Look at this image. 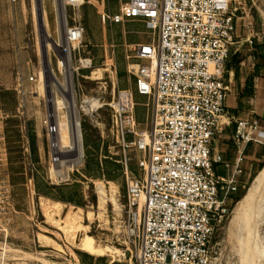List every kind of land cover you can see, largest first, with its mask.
<instances>
[{
	"label": "rangeland",
	"instance_id": "rangeland-1",
	"mask_svg": "<svg viewBox=\"0 0 264 264\" xmlns=\"http://www.w3.org/2000/svg\"><path fill=\"white\" fill-rule=\"evenodd\" d=\"M126 1L99 0L96 4L85 3L77 9L68 8L69 19L76 16L86 30L77 56L91 58L93 68L92 71H83L89 77L73 74L83 131V161L75 168L64 163L59 167L60 170L65 169L60 176L54 174L52 168L67 161L68 157L50 149L51 136L45 120L55 114L56 122L54 120L53 123L56 124L61 116L55 100L57 97L67 98L49 74L50 87H45L42 92L38 85L41 70L46 73L49 69V55L52 58L50 68L59 79L64 80V74L57 68L56 58V55L60 56L59 45L63 46L64 42L59 17L61 1L42 0V5L37 6V0H0V136H5L7 145V155L3 154L4 151L0 152V264H43L38 261L39 257L60 264L136 263L135 250L129 249L125 233L127 173L124 153L109 134V110L105 107L96 116L81 110L82 99L87 96L101 95L109 102L120 90L135 89V75L129 67L134 61L133 48L135 44L146 41L150 32L139 20H126L119 24L111 22L108 15L118 13ZM234 6L238 8L239 17L237 42L232 46L225 75L231 92H236L242 70L246 73L253 61L256 71L251 74L260 73L264 77V0H234ZM34 7L39 12L38 20ZM45 21L49 22L48 31ZM61 51L64 52L65 48L62 47ZM98 68L104 69L103 79H93L92 73ZM232 69H236L233 71L237 75L230 82L229 71ZM31 76H36V80H31ZM44 84H47L46 79ZM230 98H233L232 95ZM135 100L140 128L151 129L153 100L138 94ZM66 110L63 108L64 114ZM235 113L239 115L237 110ZM142 157L143 152L135 148L128 151L131 175L142 173L138 165ZM248 157L251 176L247 179V187L234 198L229 215L217 229L213 264H247L242 252L247 231L245 222H235L236 209L241 206L240 202L245 201L264 169V145L250 146ZM100 182L106 186L107 203L104 204H101ZM263 199L264 190H261L256 206ZM46 201L49 205H54L52 201L64 204L63 211L54 206L60 213H55L58 219L67 220V215L71 213L81 215L82 219L78 221L87 228L77 232L75 242L46 218V210L43 209ZM257 209L252 223L264 248V210L258 216ZM88 212L93 213L92 218L88 217ZM86 232L100 243L118 248L123 254L99 257L82 251L79 243ZM40 233L55 240L54 243L52 241L54 245H45L39 238ZM58 244L65 252L57 250ZM7 245L22 250L23 255L16 252L7 254ZM26 254L31 255L30 258Z\"/></svg>",
	"mask_w": 264,
	"mask_h": 264
},
{
	"label": "built area",
	"instance_id": "built-area-1",
	"mask_svg": "<svg viewBox=\"0 0 264 264\" xmlns=\"http://www.w3.org/2000/svg\"><path fill=\"white\" fill-rule=\"evenodd\" d=\"M63 1L73 74L89 77L83 71H92L93 60L77 56L85 26L76 16L69 19L68 8L99 0ZM237 10L234 0H127L118 13L108 15L114 24L139 20L150 32L133 48L129 67L135 89L120 90L109 102L101 95L81 102V110L91 116L107 107L109 134L124 153L125 233L135 264H213L217 229L251 176L247 148L264 145L259 118L229 114L231 89L225 75L237 42ZM61 57L56 55L63 73L67 61ZM137 94L153 100L151 129L140 128ZM234 123L237 155L230 160L214 150V142ZM45 125L50 149L56 151L57 125L51 117ZM132 148L143 152L139 176L129 173ZM3 151L6 156V139L0 136Z\"/></svg>",
	"mask_w": 264,
	"mask_h": 264
},
{
	"label": "bare ground",
	"instance_id": "bare-ground-1",
	"mask_svg": "<svg viewBox=\"0 0 264 264\" xmlns=\"http://www.w3.org/2000/svg\"><path fill=\"white\" fill-rule=\"evenodd\" d=\"M60 1H61L59 3V5H60V7H59L60 27L62 29L63 36H64V22H65V15H66L65 14V8H64L65 5H64L63 0H60ZM34 14H35L36 19L38 20L39 12L37 11L36 7H34ZM48 23L45 21V27H46L47 31H48ZM41 25H42V21H41ZM62 47L65 48L64 52L61 51ZM48 50L49 51L52 50L50 45L48 47ZM58 51L61 52L60 53L62 56L61 58H64L67 61L65 64V69H63L64 80L59 79L56 76V73H54V70L52 68H50L52 58L49 55V57L47 56V63L49 64V69H47L46 73L43 70H41V72H40V75H41L40 84L41 85L39 84L38 87L40 86L41 91L44 90L45 87L46 88L50 87V85L48 84V74H49L53 78V81L55 82L56 86L62 91V93L67 98L64 100V99H62V97L61 98L57 97L55 100V106L59 112V116H61L60 119H57V123H56V125H57V137L59 138V142H60V147L57 149V151L59 153L65 155L66 157H68L67 161H63L61 163H58L57 165H55L52 168L54 174H58L61 176L65 169L63 167L62 170L63 169L64 170L62 171L59 169V167H61L64 163H69L71 168L72 167L75 168V166L82 164V161H83V143H82L83 131L81 129V123L79 120V115H78V110H77V98H76V94L74 92V87H73L74 76H73L72 62L70 59V46L66 42L65 38H64L63 46L59 45ZM92 74H93V79H103L104 78V69L103 68L95 69ZM231 75L232 76L234 75L233 70H231ZM45 79L47 81V84L43 85V80L45 81ZM67 96H69V97H67ZM50 102L52 103V100ZM53 103H54V100H53ZM63 108L67 109L65 111L66 114H64V112L62 111ZM55 117H56L55 114H51L52 121L55 120V122H56ZM54 137H56V136L54 135ZM68 170H66V171H68ZM69 177H70V175H69ZM98 186H99V193L101 195V200H103V203H101V204H104V202L106 200L105 198L107 196L106 186L102 182H100L98 184ZM263 187H264V169H263L260 177L256 181L254 187L250 190L249 194L246 196L245 201L240 202L241 206H239L236 209L235 222H239V223L245 222V229L247 231V238H246L245 243H243L244 247H243V251H242L244 253V255L246 256L247 264H264V248H263L262 244L260 243V239L258 237V231L254 230V228H253L254 226L252 223L253 214L255 212H257L256 209L258 207H259V209H257V210H259L258 216L259 215L261 216V213L263 214L264 199L260 202L259 206H256V205H258L257 200H258V197L260 195V192H261V190L262 191L264 190ZM261 196L263 197V195H261ZM113 198H114V196H113ZM46 202H47V204L44 203L46 205H45V207H43V209L45 208V210H46V218L48 217L47 219L52 224L57 225L59 230H62L64 232L63 234H65L67 238H69L72 242H75V240L77 238V232L80 230H85L87 228L86 225H84L78 221L79 219H82L81 215L72 214L70 212L71 214L67 215L68 217L66 216L67 220L65 218L64 219H58V217L56 218L55 213H59V212H56L57 210H55L54 206H56L58 210H62L64 208V204H62L61 202H58V201L57 202L52 201L54 203V205H49L50 203L48 204V201H46ZM105 203H107V201ZM102 209L103 208H101V210ZM92 215H93L92 212H88L89 218H92ZM255 216H256V214H255ZM241 229H243L242 226H241ZM39 238L47 246L51 245L52 241H53V243L55 241V240L51 239L48 235L41 234V233L39 234ZM53 245H51V246H53ZM57 246H58L57 250L59 249L62 252L64 251V248L61 245L58 244ZM79 248L84 252H87L91 255H96L99 257H103V256H107V255H116L118 253L123 254L121 250H119L118 248H116L114 246L104 245V244L100 243L93 235H91L87 232L84 233V235H83V237L79 243ZM5 252L6 253L7 252H12V253L16 252L17 254L22 253V255H23L22 250L12 248L8 245L5 248ZM7 254H11V253H7ZM26 256L30 258L31 255L28 256V254H26ZM18 257H20V256H18ZM23 258L24 257H22L21 259H23ZM38 261H40L43 264H60L59 262L51 261V260H48V259L43 258V257H39Z\"/></svg>",
	"mask_w": 264,
	"mask_h": 264
},
{
	"label": "crops",
	"instance_id": "crops-1",
	"mask_svg": "<svg viewBox=\"0 0 264 264\" xmlns=\"http://www.w3.org/2000/svg\"><path fill=\"white\" fill-rule=\"evenodd\" d=\"M252 58H250V60ZM255 67L256 63L253 61L246 73L242 70L236 92H231L229 95L228 109L229 114L235 118H259L264 127V77H261L262 75L260 73L259 75L251 74L256 71ZM229 73V81H234L237 75L236 72H234L233 76L231 75V70ZM231 95L233 98H230ZM236 110L239 115L235 113ZM234 128L235 124L227 127L225 132L214 142V150L220 152L226 159L230 160H234L237 155V147L233 140ZM252 145L254 144H250L247 148V167L251 165L249 162L248 150Z\"/></svg>",
	"mask_w": 264,
	"mask_h": 264
},
{
	"label": "water",
	"instance_id": "water-1",
	"mask_svg": "<svg viewBox=\"0 0 264 264\" xmlns=\"http://www.w3.org/2000/svg\"><path fill=\"white\" fill-rule=\"evenodd\" d=\"M42 5V0H37V6H41Z\"/></svg>",
	"mask_w": 264,
	"mask_h": 264
},
{
	"label": "trees",
	"instance_id": "trees-1",
	"mask_svg": "<svg viewBox=\"0 0 264 264\" xmlns=\"http://www.w3.org/2000/svg\"><path fill=\"white\" fill-rule=\"evenodd\" d=\"M236 55V54H235Z\"/></svg>",
	"mask_w": 264,
	"mask_h": 264
}]
</instances>
